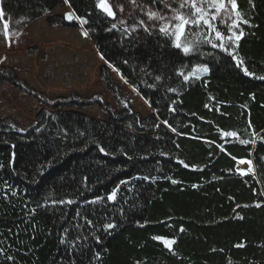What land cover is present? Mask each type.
Masks as SVG:
<instances>
[{"label": "trees", "instance_id": "obj_1", "mask_svg": "<svg viewBox=\"0 0 264 264\" xmlns=\"http://www.w3.org/2000/svg\"><path fill=\"white\" fill-rule=\"evenodd\" d=\"M236 3L241 16L229 4V19L204 5L224 40L201 22L185 53L137 11L131 33L96 0H0V38L5 22L12 32L45 17L82 27L118 104L49 102L26 128L0 118V264H264V0ZM109 69L150 112L122 100ZM1 83L32 94L11 67ZM91 106L106 119L87 114ZM240 159L253 172L237 171Z\"/></svg>", "mask_w": 264, "mask_h": 264}, {"label": "rangeland", "instance_id": "obj_2", "mask_svg": "<svg viewBox=\"0 0 264 264\" xmlns=\"http://www.w3.org/2000/svg\"><path fill=\"white\" fill-rule=\"evenodd\" d=\"M156 9L152 0H109L116 13L115 22L126 31L137 33L139 24L128 20L129 13L139 12L146 23L160 27V21H149L145 14L148 9L162 12L166 17L171 16V10L165 4H179L180 0H157ZM122 6L123 11L119 10ZM60 13L71 12L69 6H61ZM57 10V11H58ZM230 5L222 12V17L230 18ZM124 21L123 24L120 21ZM77 22L79 20L76 19ZM9 36L0 38V72L11 67L15 70L18 81L25 82L28 91L15 89L7 83L0 84V118L12 119L21 128H26L35 121V114L41 108H47L46 103L60 102L71 98L93 100L101 98L113 109L118 104L101 81L99 69L104 65L93 41L82 33V27L66 29L60 26H49L45 18L38 19L21 28L19 35L8 30ZM114 82L120 85L119 94L141 116L151 111L143 98L123 82L115 71L109 69ZM34 94L39 95L36 99ZM44 102V104H42ZM118 110V109H117ZM94 118L106 119L102 111L91 106L84 110ZM245 161V163H240ZM250 162V163H249ZM251 159H240L236 162V170L242 173L253 172Z\"/></svg>", "mask_w": 264, "mask_h": 264}, {"label": "snow or ice", "instance_id": "obj_3", "mask_svg": "<svg viewBox=\"0 0 264 264\" xmlns=\"http://www.w3.org/2000/svg\"><path fill=\"white\" fill-rule=\"evenodd\" d=\"M249 2H251V0H249ZM65 3H68V0H65ZM132 3L135 5L136 0H132ZM227 4L231 5L232 10L235 12V16L239 18L241 13L237 10L236 0H180L178 8H171V16L166 17L162 12L153 11L151 9H148L145 14L147 15L149 21H160V33L164 34L165 36L174 37V46L181 48L185 53H188L193 50L190 42L187 41V34L189 33L190 26L192 25H199L202 22L204 25H207L209 29L215 31V35L218 39L224 40L222 33L220 31H216L215 25L211 22L216 20L217 16L215 14L209 13L204 5H207V8H214L216 13H219L221 10L226 9ZM96 7L106 13L109 17H115L116 15V13L113 11L114 6L109 2V0H96ZM116 7H119V10L123 11L122 6ZM165 7H170V5L165 4ZM182 9H187L188 11H182ZM4 17L5 12L3 9H0V20H3ZM65 18L70 20L75 18L79 20L81 24L86 23L82 17L75 16L74 12L66 13ZM17 23H19V21H17ZM120 23L123 24L124 21L121 20ZM144 23L145 22L143 20L140 21L141 25H144ZM244 23H247V21H244ZM233 25L238 26L236 25V21H233ZM112 27L115 28L116 24H113ZM8 28L9 24L5 22L3 24V34L6 38L9 36ZM145 31H148V28H145ZM229 31H231V29H229ZM82 34L87 36L88 33L83 32ZM14 35L18 36L19 33L16 32ZM243 35V31L239 32V34L233 32L229 39L232 41V43H235L239 41ZM213 46L215 47L217 45ZM218 46L222 49L226 48L224 43H221ZM201 70L206 72L208 69L204 67ZM244 71L247 72V69H244ZM248 74L251 75V73ZM188 78V76L184 77L185 80ZM157 79H159V77H157ZM226 135L235 136V133H226ZM241 143H246V141H241ZM101 151H103V149H101ZM240 163H245V161H240ZM114 196L115 192L109 196V199H113ZM62 202L63 201H61V203ZM69 203H71V201H69ZM106 227L112 228L113 225L109 224ZM154 239L160 240L163 238L154 237ZM164 243L170 247L173 241L165 240Z\"/></svg>", "mask_w": 264, "mask_h": 264}]
</instances>
